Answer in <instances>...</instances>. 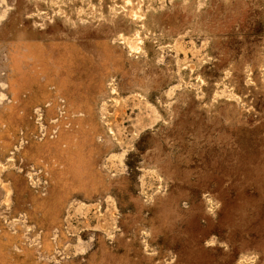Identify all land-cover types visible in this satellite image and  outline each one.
Listing matches in <instances>:
<instances>
[{"label": "rangeland", "instance_id": "obj_1", "mask_svg": "<svg viewBox=\"0 0 264 264\" xmlns=\"http://www.w3.org/2000/svg\"><path fill=\"white\" fill-rule=\"evenodd\" d=\"M0 264H264V0H0Z\"/></svg>", "mask_w": 264, "mask_h": 264}, {"label": "bare ground", "instance_id": "obj_2", "mask_svg": "<svg viewBox=\"0 0 264 264\" xmlns=\"http://www.w3.org/2000/svg\"><path fill=\"white\" fill-rule=\"evenodd\" d=\"M61 51V50H60ZM59 53V52H58ZM63 62V61H62ZM68 66V65H67ZM68 69H69V67H67ZM103 70V69H102ZM53 111H54V109H52ZM18 120H19V118H18ZM65 121V120H64ZM64 124V123H63ZM80 131V130H79ZM65 135V134H64ZM87 135V134H86ZM80 141V140H79ZM49 143V142H48ZM53 145V144H52ZM83 150V149H82ZM81 151V150H80ZM87 151V150H86ZM85 153V152H84ZM61 154H62V152H61ZM74 156V155H73ZM48 157V156H47ZM65 157V156H64ZM68 160V159H67ZM69 167V166H68Z\"/></svg>", "mask_w": 264, "mask_h": 264}]
</instances>
